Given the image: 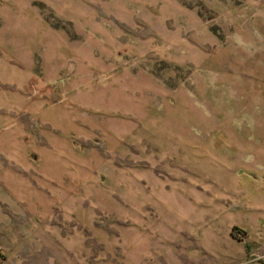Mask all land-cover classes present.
<instances>
[{
    "label": "rangeland",
    "instance_id": "rangeland-1",
    "mask_svg": "<svg viewBox=\"0 0 264 264\" xmlns=\"http://www.w3.org/2000/svg\"><path fill=\"white\" fill-rule=\"evenodd\" d=\"M263 20L264 0H0V65L9 67L7 77L47 87L61 122L64 112L71 127H97L86 142L72 132V143L85 144L86 159L91 152L109 158L104 189L126 191L129 156L138 170L150 166L163 177L205 175L201 143L218 146L225 130L253 123L245 110L259 109L255 47ZM114 215L126 223L125 214ZM27 217L23 226L31 227ZM96 220L107 227L104 263L130 264L126 229L109 237L116 219L102 212ZM4 247L1 256L21 252ZM115 250L118 257L107 256ZM42 252L36 261L45 263V246ZM251 253L245 264L261 262Z\"/></svg>",
    "mask_w": 264,
    "mask_h": 264
},
{
    "label": "crops",
    "instance_id": "crops-1",
    "mask_svg": "<svg viewBox=\"0 0 264 264\" xmlns=\"http://www.w3.org/2000/svg\"><path fill=\"white\" fill-rule=\"evenodd\" d=\"M255 55L259 109L245 110L253 123L248 119L244 126L225 130L220 145L201 143L198 150L209 164L205 175L163 177L150 166L138 170L129 156L123 192L118 186L112 192L103 187L109 158L91 152L88 160L85 144L77 148L72 143V132L86 142L97 127H71L69 120L63 123L68 116L63 111L61 122L44 95L47 87H34L32 77H7L9 67L0 65V264H28L26 256L30 264H105L109 258L104 263L102 236L107 227L96 220L102 212L116 219L109 237L126 229L130 264H245L251 252L264 251L263 33ZM192 160L198 165L199 155ZM116 213L125 214L126 223H119ZM24 215L31 227L23 226ZM35 232L45 233L46 240ZM11 244L21 252L1 256ZM44 246L41 263L36 256L43 260ZM117 255L115 250L107 256Z\"/></svg>",
    "mask_w": 264,
    "mask_h": 264
},
{
    "label": "built area",
    "instance_id": "built-area-1",
    "mask_svg": "<svg viewBox=\"0 0 264 264\" xmlns=\"http://www.w3.org/2000/svg\"><path fill=\"white\" fill-rule=\"evenodd\" d=\"M240 235H243L242 232H240ZM252 256H255V259L261 261L262 263H264V253L263 252H254L252 254Z\"/></svg>",
    "mask_w": 264,
    "mask_h": 264
}]
</instances>
